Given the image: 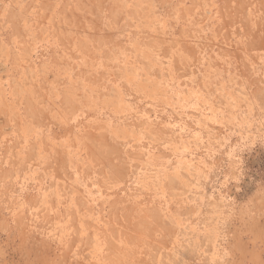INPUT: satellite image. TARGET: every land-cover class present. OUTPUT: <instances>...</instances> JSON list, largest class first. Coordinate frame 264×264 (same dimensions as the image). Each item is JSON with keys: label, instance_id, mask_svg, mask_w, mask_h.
Returning a JSON list of instances; mask_svg holds the SVG:
<instances>
[{"label": "rangeland", "instance_id": "1", "mask_svg": "<svg viewBox=\"0 0 264 264\" xmlns=\"http://www.w3.org/2000/svg\"><path fill=\"white\" fill-rule=\"evenodd\" d=\"M0 264H264V0H0Z\"/></svg>", "mask_w": 264, "mask_h": 264}]
</instances>
